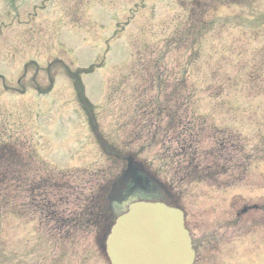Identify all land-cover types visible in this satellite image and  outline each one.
Here are the masks:
<instances>
[{"label": "rangeland", "instance_id": "1", "mask_svg": "<svg viewBox=\"0 0 264 264\" xmlns=\"http://www.w3.org/2000/svg\"><path fill=\"white\" fill-rule=\"evenodd\" d=\"M193 1L0 0V149L15 152L0 170L17 174L0 204V264H110L77 218L98 211L92 199L122 166L67 70L83 73L104 140L167 170L196 264H264V0Z\"/></svg>", "mask_w": 264, "mask_h": 264}, {"label": "water", "instance_id": "2", "mask_svg": "<svg viewBox=\"0 0 264 264\" xmlns=\"http://www.w3.org/2000/svg\"><path fill=\"white\" fill-rule=\"evenodd\" d=\"M110 199L115 221L106 245L112 264L193 263L177 202L133 160Z\"/></svg>", "mask_w": 264, "mask_h": 264}, {"label": "trees", "instance_id": "3", "mask_svg": "<svg viewBox=\"0 0 264 264\" xmlns=\"http://www.w3.org/2000/svg\"><path fill=\"white\" fill-rule=\"evenodd\" d=\"M79 93H80V95H81V103H82V105H83V107H85L86 106V102H85V100H84V98H83V92H82V89L81 90H79Z\"/></svg>", "mask_w": 264, "mask_h": 264}]
</instances>
